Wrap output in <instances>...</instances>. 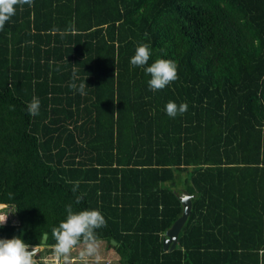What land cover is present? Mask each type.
I'll return each mask as SVG.
<instances>
[{
    "label": "trees",
    "instance_id": "1",
    "mask_svg": "<svg viewBox=\"0 0 264 264\" xmlns=\"http://www.w3.org/2000/svg\"><path fill=\"white\" fill-rule=\"evenodd\" d=\"M141 43L179 79L151 91L130 65ZM169 101L188 111L168 117ZM182 190L191 212L164 249ZM0 203L17 219L0 239L44 250L72 203L102 213L98 242L120 264H264V0L17 8L0 31Z\"/></svg>",
    "mask_w": 264,
    "mask_h": 264
},
{
    "label": "clouds",
    "instance_id": "2",
    "mask_svg": "<svg viewBox=\"0 0 264 264\" xmlns=\"http://www.w3.org/2000/svg\"><path fill=\"white\" fill-rule=\"evenodd\" d=\"M25 5L30 8L34 7V0H0V31L15 16L17 8H22ZM53 31L59 30L54 29ZM60 34L63 35V33ZM151 55L149 45L141 43L135 49V54L130 59V65L134 68L144 69L145 73L150 76L147 81L149 89L156 92L177 81L179 75L176 62L170 59H156L148 65ZM70 87L80 94H85L86 84L84 81L79 85L74 82ZM187 111L188 104L186 102L178 105L169 101L165 106V112L170 118H176ZM27 112L33 117L39 115L40 100L38 98L34 97L27 105ZM78 187V184H74L73 193L77 192ZM11 196L12 194H10ZM82 201L83 197L77 195L74 203L79 205ZM65 211L67 213L66 218L52 229V237L55 241L52 247L57 264H60L62 259L67 264L72 251L81 245H83V251L80 253L81 259L95 257L98 260L99 242L97 230L107 226L102 213L95 209L73 211L72 203L66 205ZM8 214L0 215V225L6 222ZM43 240H47L46 234ZM40 251L41 247L39 244L30 246L20 237L0 239V264H38L37 257Z\"/></svg>",
    "mask_w": 264,
    "mask_h": 264
},
{
    "label": "rangeland",
    "instance_id": "3",
    "mask_svg": "<svg viewBox=\"0 0 264 264\" xmlns=\"http://www.w3.org/2000/svg\"><path fill=\"white\" fill-rule=\"evenodd\" d=\"M0 208H4V209H0V213L2 214L4 213L3 215L8 214L10 211L12 212L11 207L9 210L8 208L5 209V207H0ZM49 251H51V249H45V250L43 249V251H41V254L45 253L44 255L48 259L49 257H51L50 256L51 254H54V252H49ZM52 251H54L53 248H52ZM82 251H83V245L73 250L67 264H120L118 260V254L117 253L115 254L113 252V249H111L106 243L99 242V259L98 260L95 257H86L85 259H81L80 253ZM38 264L40 263L38 262Z\"/></svg>",
    "mask_w": 264,
    "mask_h": 264
},
{
    "label": "water",
    "instance_id": "4",
    "mask_svg": "<svg viewBox=\"0 0 264 264\" xmlns=\"http://www.w3.org/2000/svg\"><path fill=\"white\" fill-rule=\"evenodd\" d=\"M179 200L182 202V212L181 214L173 221V223L166 230V236L163 237V248H173L177 243L178 233L181 229L183 223L186 222L192 208V199L191 194L185 190H182L178 195ZM46 233L42 235L41 243L44 244L46 241L43 240V237ZM47 235V234H46ZM112 245H116L114 241H111ZM41 249L43 246H40Z\"/></svg>",
    "mask_w": 264,
    "mask_h": 264
},
{
    "label": "crops",
    "instance_id": "5",
    "mask_svg": "<svg viewBox=\"0 0 264 264\" xmlns=\"http://www.w3.org/2000/svg\"><path fill=\"white\" fill-rule=\"evenodd\" d=\"M0 207H5V209L6 208H8V210L10 209V207L12 208V212L10 211L9 212V214H8V216H7V219L9 220V221H12V222H15L17 219H16V216H15V214H13L14 212H13V205H11V204H8V203H0ZM0 209H4V208H0ZM4 214V213H3ZM2 213H0V215H3ZM8 220H6V221H8ZM78 248V247H77ZM76 248V249H77ZM43 247H42V249H41V251H43ZM51 249V251H49V252H54V251H52V248H50ZM54 250V249H53ZM75 250V249H74ZM40 251V252H41ZM114 252V251H113ZM80 253V252H79ZM115 253V252H114ZM45 253H39V256L37 257V260H38V262L40 263V264H57V262H56V259H55V253L54 254H51L50 256L51 257H49L48 259H47V257H45V255H44ZM42 260H44V261H42ZM109 262V261H108ZM65 263V261L62 259L61 261H60V264H64ZM82 263V262H81Z\"/></svg>",
    "mask_w": 264,
    "mask_h": 264
}]
</instances>
